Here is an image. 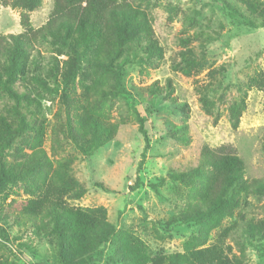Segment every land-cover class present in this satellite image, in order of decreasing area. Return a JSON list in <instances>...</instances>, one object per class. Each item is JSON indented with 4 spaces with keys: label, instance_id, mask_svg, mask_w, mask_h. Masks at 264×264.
Returning a JSON list of instances; mask_svg holds the SVG:
<instances>
[{
    "label": "rangeland",
    "instance_id": "rangeland-1",
    "mask_svg": "<svg viewBox=\"0 0 264 264\" xmlns=\"http://www.w3.org/2000/svg\"><path fill=\"white\" fill-rule=\"evenodd\" d=\"M245 1L141 2L154 19L153 30L161 56L143 64L137 57L127 65L123 79L127 93L117 90L113 71L104 74L103 88L108 92L105 96L95 92V78L83 75L74 84L50 82V91L29 87L41 106L39 110L22 107L11 118L22 115L30 123L25 130L13 134L11 146L4 150L0 160V166L20 167L26 172V178L10 184L0 199V264H62L49 230L38 232L16 222L11 206L16 200L33 198L45 174L61 169L60 162L66 165L72 188L80 193L66 199L67 204L76 208H104L118 234L124 232L139 239L152 256L184 254L187 249L199 250L221 242L229 259L237 264H264V196L240 193L233 216H225L205 245L194 246L201 236L197 225L166 224L188 208L189 186L173 181L170 175L195 168L205 146H233L244 161L245 178H264V93L250 86L252 79L264 73V28L251 26L240 16ZM251 1L264 6V0ZM53 4L54 0H42L41 6L30 13L32 28L47 23ZM25 31L21 12L0 5V35ZM201 32L215 40L195 39ZM187 37L191 39L186 44ZM188 48L195 53V63L205 65L192 76H186L176 65L181 61L180 53ZM137 51L144 59V52ZM28 53L30 60L38 54L46 60L54 55L61 67L69 60V55L59 53L52 44H36ZM215 70L219 71L213 79L209 73ZM25 82L28 83L27 77L20 75L17 88H23ZM199 90L206 92L211 102L208 108L200 102ZM242 99L246 110L235 125L231 107ZM9 104L12 101L0 89V110L5 115L9 114ZM88 109L103 112L110 123L118 125V131L112 141L92 149V154L86 156L75 145L71 133L77 126L75 114ZM139 114L146 120L151 148L139 173L142 184L131 191L145 146L138 131ZM42 149L45 154L38 161ZM100 184L107 191L99 188ZM249 226L254 228V236L244 235L245 227ZM2 228L7 229L11 243L1 238ZM122 237L103 244L102 253L94 255L95 264H109L111 256L112 264H127L117 256L127 247Z\"/></svg>",
    "mask_w": 264,
    "mask_h": 264
},
{
    "label": "trees",
    "instance_id": "trees-1",
    "mask_svg": "<svg viewBox=\"0 0 264 264\" xmlns=\"http://www.w3.org/2000/svg\"><path fill=\"white\" fill-rule=\"evenodd\" d=\"M145 0H54L53 11L46 24L38 29L32 28L30 13L38 9L42 0H0L5 8L21 12L24 33L0 35V89L12 105H7L9 114L0 110V160L4 150L11 146L13 134L25 130L30 123L24 116L11 119L22 107L37 108L41 102L32 96L29 87L37 91H50V82L63 85L74 84L78 76L95 78V92L107 95L103 88L106 84L105 73H116L117 90L127 93L123 79L127 65L138 57L140 64L152 63L161 56L159 43L153 30L154 19L150 12L141 6ZM245 9L240 16L251 26L264 28V6L256 1L243 2ZM187 37L184 43L190 42ZM199 41H213L215 37L201 32L195 37ZM36 44L56 45L58 52L69 55V60L61 67L52 55L46 60L38 54L30 60L28 53ZM138 49L144 52V59L138 56ZM181 61L176 65L186 76L199 73L203 63H195V53L188 48L180 53ZM5 60L3 61V58ZM83 65V66H82ZM86 68L90 74H86ZM223 70V68H222ZM219 70L209 74L214 79ZM20 75L28 79L23 88H17L16 80ZM169 94L173 93L168 81ZM250 86L264 93V73L254 78ZM200 102L205 108L211 104L206 92L199 90ZM167 97V95H165ZM170 97V96H169ZM246 110L244 99L231 107L234 124ZM7 112V111H5ZM101 111L80 110L75 114L76 129L71 137L86 156L91 150L109 143L118 131ZM138 131L144 139V149L138 168V176L131 191L137 190L142 180L139 173L147 160L151 139L145 126V118L138 115ZM33 129V128H32ZM264 155V140L262 144ZM45 151L39 152L40 161ZM32 162V161H30ZM51 175L46 173L43 182L37 185L38 193L33 198L16 200L11 206L14 217L25 227L41 232L49 230L53 243L59 250L62 264H95V253H102L101 246L122 237L127 247L120 250L118 257L127 264H237L229 259L221 242L202 249H187L184 254L152 256L147 246L139 239L124 232L118 234L116 227L107 219L104 208H76L67 204L66 199L79 196L65 172L66 165L59 163ZM26 172L20 167L0 166V199L10 184L24 180ZM245 164L237 150L230 145L218 147L205 146L201 150L198 165L186 173L171 174L173 181L189 186L188 208L170 218L166 224H195L201 236L194 246L205 245L212 240L211 233L220 226L225 216H233L238 207L240 193L264 196V178L247 180ZM164 184L162 179L161 185ZM157 190V186H153ZM99 188L107 191L103 185ZM232 230V229H231ZM245 236H254L252 226L245 227ZM1 238L11 243L6 228L1 229ZM112 264L113 257H109Z\"/></svg>",
    "mask_w": 264,
    "mask_h": 264
}]
</instances>
